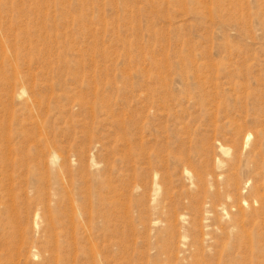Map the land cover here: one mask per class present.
I'll use <instances>...</instances> for the list:
<instances>
[{
	"label": "rangeland",
	"instance_id": "rangeland-1",
	"mask_svg": "<svg viewBox=\"0 0 264 264\" xmlns=\"http://www.w3.org/2000/svg\"><path fill=\"white\" fill-rule=\"evenodd\" d=\"M261 198L264 0H0V232L15 249L264 264Z\"/></svg>",
	"mask_w": 264,
	"mask_h": 264
},
{
	"label": "bare ground",
	"instance_id": "bare-ground-1",
	"mask_svg": "<svg viewBox=\"0 0 264 264\" xmlns=\"http://www.w3.org/2000/svg\"><path fill=\"white\" fill-rule=\"evenodd\" d=\"M261 201H262V204L264 205V199H260ZM16 229V228H15ZM9 231V230H8ZM14 232V231H13ZM11 236H13V235H11ZM17 236H19V235H17ZM20 237H21V235H20ZM50 237V236H49ZM56 237V236H55ZM54 237V240H56V238ZM12 237H10L5 231H3V232H0V264H38V263H35L34 261H33V257H36V255H37V252H35V248L33 249V247L31 246L30 247V249H26V248H18V247H20V245H22V243H21V239H22V237H21V239H18V237H17V239L19 240V242L21 243L18 247H17V249H15L14 248V244H13V241H12V239H11ZM25 238V237H24ZM48 238V237H47ZM47 238H45V239H47ZM39 239V238H38ZM14 241H17L16 240V237L13 239ZM23 240V239H22ZM32 240H34V238H32ZM41 240H43V237H42V239ZM48 241H49V239H47ZM47 240H46V242H47ZM90 240V239H89ZM66 241V240H65ZM74 241V240H73ZM72 241V242H73ZM18 242V243H19ZM33 242V241H32ZM50 242V241H49ZM51 242H54V241H52V238H51ZM55 242H57V241H55ZM67 242H68V240H67ZM67 242H66V244H67ZM70 242V241H69ZM90 242V241H89ZM16 243V242H15ZM18 243H17V245H18ZM28 242H26L25 244H27ZM38 243H40V242H38ZM42 243V242H41ZM91 243V242H90ZM31 243H29V245H30ZM46 244H48V243H46ZM45 244V245H46ZM51 244V243H50ZM55 244H57V243H55ZM54 244V245H55ZM65 244V245H66ZM73 244L75 245V246H73ZM80 244V243H79ZM43 245V244H42ZM59 245H61V244H59ZM65 245H63V246H65ZM70 245H72L73 247H71V246H68V245H66V247L67 248H69V251H70V249L72 250V249H74L75 250V248L74 247H76V244H75V241H74V243H70ZM81 245V244H80ZM34 246V245H33ZM39 246H41V245H39ZM56 246V245H55ZM83 247V246H82ZM48 247H46V249H47ZM52 248V247H51ZM77 248V247H76ZM84 248V247H83ZM39 249H41V247L39 248ZM43 249H44V246H43ZM50 250V249H49ZM53 251H51V252H54V250H57V249H52ZM63 250V249H62ZM76 250H79L78 248L76 249ZM75 250V251H76ZM81 250H82V248H81ZM81 250H79L80 252H81ZM84 250V249H83ZM103 250V249H102ZM48 251V250H47ZM58 251V250H57ZM57 251H55V253L57 252ZM67 251V250H66ZM44 252H45V250H44ZM44 252H43V255H44ZM74 252V251H73ZM36 253V254H35ZM38 253H40L39 251H38ZM76 253L77 252H75L74 253V255H76ZM94 253L95 252H93V253H91V252H87V251H84L82 254V256L83 257H85L88 261H89V264H103L99 259L97 260V258H95V256H93L94 255ZM97 253V252H96ZM41 254V253H40ZM64 254H66V252H64ZM63 254V255H64ZM70 254H72L71 253V251H70ZM66 255V256H63L62 254L60 255L59 253L57 254H55L54 255V257H52L51 259H52V261L55 263V264H69V262L71 261V259H73V258H71V255ZM78 254L79 253H77V256L76 257H79L78 256ZM103 254H104V252H103ZM73 256V255H72ZM38 257H39V255H38ZM45 257V256H44ZM74 258H75V256H73ZM104 258V257H103ZM106 258V257H105ZM108 259V258H107ZM106 259V260H107ZM47 260V259H46ZM76 260V261H75ZM103 260V259H102ZM73 261L75 262H73L74 264H80V261H81V257H80V259L78 260V259H73ZM86 261V260H85ZM83 262H84V260H83ZM87 262V261H86ZM109 263V262H108ZM40 264V263H39ZM82 264V263H81ZM106 264V263H105Z\"/></svg>",
	"mask_w": 264,
	"mask_h": 264
}]
</instances>
